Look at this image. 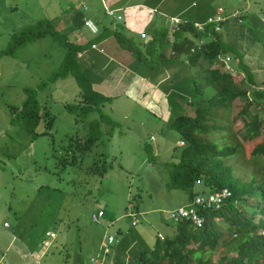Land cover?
Returning a JSON list of instances; mask_svg holds the SVG:
<instances>
[{"label":"rangeland","instance_id":"1","mask_svg":"<svg viewBox=\"0 0 264 264\" xmlns=\"http://www.w3.org/2000/svg\"><path fill=\"white\" fill-rule=\"evenodd\" d=\"M125 1L127 5L144 4L123 12L132 17V28L125 25L122 30L135 42L147 41L146 33L164 22L163 12L169 20L176 16L207 22L219 7L224 8L231 17L218 33L231 49L232 63L251 71L255 82L264 86V41L258 40L248 19L250 14L264 22V0ZM89 4L85 10L79 0H0V264H93L91 258L99 254L105 264H141L135 261L143 251L177 236L178 223L170 212L189 203V190L170 186L173 164L185 146L171 121L189 110L190 101L198 105L202 100L192 78L173 88L172 96L167 90L174 82L170 70L159 75L160 86L141 74V95L122 89L119 97L105 103L101 114L88 116L92 122L101 115L95 133L102 139L83 155L76 145L80 136L90 133L89 124L78 123L76 113L66 107L79 103L78 81L72 74L50 80L61 67L66 47L50 34L17 47L14 53L5 52L17 31L39 19H51L57 30L69 32L80 8L87 15L103 12L102 0H89ZM100 16L110 26L120 22L104 13ZM157 16L163 22H151ZM82 29L87 31L85 26ZM258 36L264 39V34ZM110 40L116 44L114 37ZM131 58L133 72H143L145 67L148 72L153 70L145 60L140 63L132 54ZM180 60L176 63L184 76L190 69L197 72L207 66L202 59L195 67L188 59ZM163 67L170 68L158 69ZM222 69L232 72L236 81L244 76L227 66ZM96 88L104 91L99 85ZM253 89L249 87V95ZM28 97L39 105L41 116L33 125L25 122L28 118L21 110ZM243 105L237 99L234 112ZM242 126L240 119L235 127ZM240 135L245 136L243 130ZM245 144L248 151L250 143ZM103 153L108 163L102 175L99 155ZM100 210L105 212L103 218L94 221L93 215ZM217 218L215 214L226 233L224 221ZM48 231L55 232V237L48 236ZM108 234L116 241L102 252L100 244Z\"/></svg>","mask_w":264,"mask_h":264},{"label":"trees","instance_id":"2","mask_svg":"<svg viewBox=\"0 0 264 264\" xmlns=\"http://www.w3.org/2000/svg\"><path fill=\"white\" fill-rule=\"evenodd\" d=\"M234 16L238 17V13ZM84 17L81 8L77 10L69 32L57 30L51 19H39L17 31L5 50L7 53H14L17 47L50 34L66 47L67 52L61 67L50 80L72 74L78 81L79 103L67 104L66 107L76 113L78 123L85 121L89 124L90 133L80 136L76 145L83 155L88 154L92 146L102 139L95 133L101 123V109L106 102H112L114 97L95 89L87 69L78 59V53L90 49L106 38L114 37L119 46L129 51L137 61L141 63L145 60V65L153 68L148 72L145 67L143 72L136 73L156 81V85L162 72L172 70L175 65L180 66L176 63L177 60L188 59L191 67H195L201 59L207 62L205 70L194 72L190 69L187 76L182 75L180 70L173 71L171 80L174 82L167 88L170 95L174 96L171 90L192 78V83L202 97L198 105L190 101L189 110L171 121V127L181 134L185 146L182 147L180 159L173 164L170 186L173 189L189 190L191 201L200 193L224 188L229 189L231 195L225 198L220 209H205L207 218L203 226H195L186 220L180 221L175 238L169 239L164 245L158 242L152 250L143 251L135 262L264 264V86L255 82L251 71H242L235 67L231 49H228L214 24H209L214 28L207 25L206 30L200 31L195 28L194 20H189L173 35L168 26H155L149 32L147 41L135 42L133 37L122 30L125 27L123 22L111 26L103 22L102 30L95 37L83 43L71 41V33L84 26ZM248 19L258 40L264 41L258 36L259 32L264 34V29H261L264 28V22L250 14ZM204 38L206 43L192 53L191 49L197 45V40ZM188 54L189 57L186 56ZM227 56L230 57L229 61L226 60ZM227 63H230L232 70L244 73L241 80L236 81L232 72L222 69ZM163 65H169L170 68L163 67L159 70ZM252 85L254 89L249 95V87ZM205 90H208L207 96ZM237 99H242L244 105L235 113L234 102ZM38 106L31 97L23 103L21 110L27 115L26 123L33 125L39 122L41 116ZM252 107L257 108V112H252ZM93 112L100 113L99 119L89 122L88 116ZM240 119L243 126L237 129L235 124ZM52 120L53 118L49 123ZM240 130L244 131V137L240 135ZM245 143H250L248 151ZM99 162L103 165V175L108 163L105 153L99 155ZM199 179L201 182L197 183ZM197 187H202V190ZM215 214L218 215L217 219L224 221L226 233L214 219Z\"/></svg>","mask_w":264,"mask_h":264},{"label":"crops","instance_id":"3","mask_svg":"<svg viewBox=\"0 0 264 264\" xmlns=\"http://www.w3.org/2000/svg\"><path fill=\"white\" fill-rule=\"evenodd\" d=\"M105 2L109 7L115 9L116 13L122 17L121 19H117L115 17H112L111 19L115 18L116 21L125 23V25L128 26L129 28H132L130 26L132 17L129 18V16H127L126 14H125L126 16L124 15L123 13L125 11L124 8L126 10H130L132 8L144 7V4H136V5L123 4L124 2H126L125 0H105ZM84 4L88 5V8L90 7L89 0H84V1L79 0V5L83 6ZM102 4H103V10H102L103 12L96 11L93 12L91 15H87L85 13L84 20L85 18H88L89 20L92 21V25L87 26L86 23L84 24V26L87 27V31H84L82 29L83 27L81 29L75 30L71 35V39H70L71 41L83 43L100 33V31L102 30V26L104 25L103 18L100 15L104 13L106 17L108 18L111 17L106 14L103 1ZM150 10L152 11V9ZM153 13L158 14L159 12L154 10ZM160 17L161 16L151 17V22H155V21L163 22V19ZM162 17H164L165 19L164 22L160 23L157 26L165 25L168 26L170 29L171 26L168 15L164 14L163 12ZM194 21H200V20H194ZM116 23L117 22H115V24ZM143 33L146 32L144 31ZM146 34H148V36L150 37L149 33ZM110 38L111 37L106 38L99 43H95V45H93V47H91L90 49L78 53V59L80 60L81 65H83V67L87 69V73L90 77L93 75L94 78L97 80L96 83L93 81L96 90H98L96 87L99 85L100 87H102L104 91L110 92V93H105L104 91H101L103 94L117 98L119 97L118 92L122 89H125V90H129V94H132L133 92L134 93L137 92L139 95H141L142 89L144 88L143 79L140 78L141 76L139 74L133 72V68L130 65L132 62L131 53L125 49H122L117 42H116L117 45L114 44L110 40ZM204 39L206 40V38ZM179 68L180 66H177L174 69L170 70L169 72H173L175 70H178ZM161 81L162 79L158 80L157 86L161 85L160 84ZM191 202L192 201L190 200L189 203ZM159 237H162V235H160ZM15 239L16 236H14V238L10 241L7 249L12 247V244L15 241ZM21 247H23V245L17 246V248H21Z\"/></svg>","mask_w":264,"mask_h":264},{"label":"built area","instance_id":"4","mask_svg":"<svg viewBox=\"0 0 264 264\" xmlns=\"http://www.w3.org/2000/svg\"><path fill=\"white\" fill-rule=\"evenodd\" d=\"M105 6V12L107 15L111 17H115L117 19H121L122 17L116 13L115 9H112L109 7L105 0H102ZM83 8L85 10L88 9V5L84 4ZM229 18V15L226 14V11L224 8L219 7L216 11L215 16H209L207 22L202 21H194L195 28H197L200 31L206 30V26L209 24H214L216 26V31L221 30V24L226 21ZM85 23L87 26L92 25V21L88 18H85ZM170 31L173 35L175 31H177L180 26L189 20L183 19L181 17H170ZM206 43L205 39L197 40V45H195L191 52L194 53L198 48H201ZM230 57L227 56L226 60L229 61ZM227 68L230 67V65L227 63ZM231 69V67H230ZM228 69V70H230ZM182 144H184V141H181ZM201 180L199 179L197 183H200ZM231 195V191L227 188H224L220 191H207L200 193L197 195L194 200L184 205L176 210H173L170 212V217L174 220L175 223H179L180 221L186 220L192 222L195 226H203L206 222V215H205V209L209 208H215L220 209L224 203L225 198ZM105 212L103 210H100L98 213L93 215L94 221H99L101 218H103ZM136 223V220L133 222ZM48 236H51L52 238L55 237V232L48 231ZM116 238L113 234H108L100 244V250L102 252L109 250L112 245L115 243ZM48 244L47 241H45V245ZM101 254H99L97 257L91 258V262L93 264H105L100 259Z\"/></svg>","mask_w":264,"mask_h":264}]
</instances>
